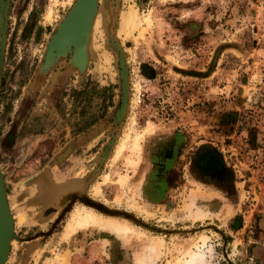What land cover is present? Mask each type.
I'll list each match as a JSON object with an SVG mask.
<instances>
[{"label": "rangeland", "instance_id": "rangeland-1", "mask_svg": "<svg viewBox=\"0 0 264 264\" xmlns=\"http://www.w3.org/2000/svg\"><path fill=\"white\" fill-rule=\"evenodd\" d=\"M55 1L0 0L3 264H264V0H97L47 54Z\"/></svg>", "mask_w": 264, "mask_h": 264}, {"label": "bare ground", "instance_id": "bare-ground-1", "mask_svg": "<svg viewBox=\"0 0 264 264\" xmlns=\"http://www.w3.org/2000/svg\"><path fill=\"white\" fill-rule=\"evenodd\" d=\"M56 1L53 3H56ZM96 1L97 0H82L80 6L74 10V12L71 14V16L68 19H67L68 15H66V17L60 23L57 31L51 38L50 46H49L51 49L56 51H62L66 46L70 44L76 45L78 50L82 49V47L84 46V42L89 36L88 34L91 28H92V34H91L92 36L93 32L95 31L98 25V15L96 14V10L98 8ZM130 19L129 21H127V23L128 22L130 23ZM122 149H123V145L120 144L117 149L116 155H118V153ZM115 158L116 156L114 157V159ZM125 202L131 207L137 206L134 203V201H132L128 196L126 197ZM89 223L108 226L118 234L132 230V227L130 228L129 225L124 222H120L110 218L104 219L98 216L97 214H95L91 210H83L82 212H77L72 216L70 222L68 223L65 229V232L66 234H69L70 232L75 231L77 227L87 225Z\"/></svg>", "mask_w": 264, "mask_h": 264}, {"label": "water", "instance_id": "water-1", "mask_svg": "<svg viewBox=\"0 0 264 264\" xmlns=\"http://www.w3.org/2000/svg\"><path fill=\"white\" fill-rule=\"evenodd\" d=\"M81 3H82V0H77L73 4L74 5L73 8L71 7L72 10L71 11L69 10L70 11L69 14L67 13L68 14L67 19L71 16V14L74 12V10L77 7L80 6ZM51 38H50V40H51ZM50 40H49L48 45H47V54H50L49 53ZM65 50H63L61 52H58V51L54 50L53 53L54 52H56V53H62ZM82 51H83V49H82ZM80 53L78 52V56H79ZM76 58L78 59L77 55H76ZM10 219H11L10 208H9L8 200H7V197H6L4 179H3V176H2V173H1V170H0V264H3V261H4L5 257H6L7 250H8V247H9V241H10V235L11 234H10V229L8 228L7 223L9 222Z\"/></svg>", "mask_w": 264, "mask_h": 264}, {"label": "crops", "instance_id": "crops-1", "mask_svg": "<svg viewBox=\"0 0 264 264\" xmlns=\"http://www.w3.org/2000/svg\"><path fill=\"white\" fill-rule=\"evenodd\" d=\"M159 161V160H158ZM155 161L154 162V165H156L155 166V172H156V175H155V177L153 178V182H155L157 185H159L158 186V188H159V191H158V193H157V195H156V199L158 198V197H160V195H161V193L162 194H164V192H165V190H164V188H166L167 187V184H166V179H165V177H164V174H162V171H160V168H159V165H162V161ZM166 164H168V162H166V163H164V165H166ZM163 182V183H162ZM163 191V192H162ZM202 258V260H203V263H205V264H210V263H208V260L206 259V258H204L203 256L201 257Z\"/></svg>", "mask_w": 264, "mask_h": 264}, {"label": "flooded vegetation", "instance_id": "flooded-vegetation-1", "mask_svg": "<svg viewBox=\"0 0 264 264\" xmlns=\"http://www.w3.org/2000/svg\"><path fill=\"white\" fill-rule=\"evenodd\" d=\"M73 6H74V5H73ZM73 6H72V7H73ZM71 9H72V8H71ZM71 9H70V10H71ZM69 12H70V11H69ZM67 15H68V14H67ZM157 160H159L158 157H157L156 159L151 160L150 162H151L152 165H153L154 161H157ZM149 173L151 174L149 178H151V181H152L153 187H154V188H157V190L159 191V188H158L159 185H157L155 182H153V178H154L155 175H156V172H155L153 166L149 169ZM158 191H157V192H158ZM155 195H157V193H156ZM158 198H159V197H158ZM158 198H157V199H158ZM157 199L155 198V201H157ZM152 202H154V201H152Z\"/></svg>", "mask_w": 264, "mask_h": 264}]
</instances>
